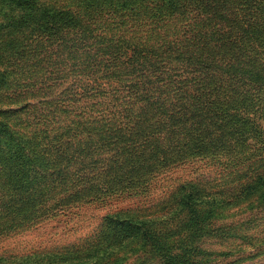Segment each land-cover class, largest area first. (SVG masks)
<instances>
[{"label":"trees","instance_id":"16d2710c","mask_svg":"<svg viewBox=\"0 0 264 264\" xmlns=\"http://www.w3.org/2000/svg\"><path fill=\"white\" fill-rule=\"evenodd\" d=\"M193 160L217 188L0 264H189L207 220L264 206V0H0V236Z\"/></svg>","mask_w":264,"mask_h":264},{"label":"rangeland","instance_id":"374dc122","mask_svg":"<svg viewBox=\"0 0 264 264\" xmlns=\"http://www.w3.org/2000/svg\"><path fill=\"white\" fill-rule=\"evenodd\" d=\"M219 177L220 167L209 160H193L162 170L150 178L142 193L115 194L77 204L19 233L0 236V257L10 260L78 245L98 230L107 214L134 209L154 214L179 185L192 181L215 186L220 184ZM221 214L207 220L200 234L186 243V259L192 256L189 264H264V206L248 209L242 203ZM139 260L138 264H157L145 255ZM130 263L136 264L133 260Z\"/></svg>","mask_w":264,"mask_h":264}]
</instances>
